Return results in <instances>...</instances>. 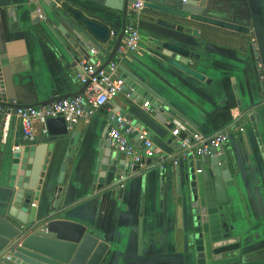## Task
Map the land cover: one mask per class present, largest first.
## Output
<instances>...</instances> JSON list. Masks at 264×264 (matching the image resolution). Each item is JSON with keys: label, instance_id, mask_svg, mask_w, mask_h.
Wrapping results in <instances>:
<instances>
[{"label": "crops", "instance_id": "crops-1", "mask_svg": "<svg viewBox=\"0 0 264 264\" xmlns=\"http://www.w3.org/2000/svg\"><path fill=\"white\" fill-rule=\"evenodd\" d=\"M54 1L53 10L42 8L48 17L36 23L28 0H0V52H5L0 56V83L6 86L8 100L38 106L53 98L80 95L81 64L100 63L104 67L113 54L118 37L111 35L104 43L95 38L84 40L75 31L72 15L66 19L63 14L68 10L65 6L69 7L119 33L124 26L123 14L106 8L104 0ZM207 1L212 11L207 16L209 21L195 26L198 35L189 28L182 32L173 28L162 34L160 26L147 19L149 13L145 10L137 20L142 36L140 50L125 57L120 68L133 71L186 115L196 132L205 136L230 134L231 139L223 148L235 185L228 189L227 214L234 235L241 238L239 261L231 264H264V0ZM151 40L169 41L189 50L190 63L152 57L147 52ZM93 49L98 52L95 56ZM76 60L80 63L74 66ZM119 74L123 75L121 69ZM1 92L0 86V98ZM145 102H150L149 108H144ZM124 106L142 123L139 133L150 137L152 131L153 137L169 140L173 130L180 128L184 135L180 124L165 129L155 123L158 113L152 99L143 97L132 102L127 94L120 93L70 131L76 136V145L71 146L67 140L57 148L44 180L52 192L42 210L53 204L62 187L59 213L63 218L93 228L109 243L101 264H200L187 244L189 211L184 205V192L180 194L177 188L179 171L200 158L171 165L164 171L147 158L143 166L138 165L136 173L119 185L117 193L97 190L94 169L105 131L122 130L108 114L116 111L119 115V108ZM252 115L255 120H251ZM236 126L245 131H237ZM3 128L0 117V153L4 149L7 154L16 150L17 140L25 148L46 141L45 136L39 135L34 144L25 143L14 117L3 143ZM131 141L141 147L140 140ZM70 149H74V154L66 164L60 185L61 169ZM7 182V168L2 166L0 215Z\"/></svg>", "mask_w": 264, "mask_h": 264}, {"label": "water", "instance_id": "water-1", "mask_svg": "<svg viewBox=\"0 0 264 264\" xmlns=\"http://www.w3.org/2000/svg\"><path fill=\"white\" fill-rule=\"evenodd\" d=\"M104 6L120 12L124 16L122 33L112 31L106 24L82 13L65 10L63 16L74 18L75 31L84 40L95 38L99 42H107L111 35L118 37L113 54L105 64L108 66L121 44L124 28L131 6L135 0H104ZM143 12L149 13L148 20L158 24L162 34H168L173 28L182 32L183 29L193 30L198 35L195 26L206 23L211 13L207 0H144ZM36 23L47 18V12L42 8H55L54 0H28ZM142 12V13H143ZM149 55L158 60L178 61L188 65L191 60L189 50L176 46L169 41L151 40ZM5 52L1 50L0 56ZM80 63L76 60L74 66ZM3 60L0 57V77ZM122 78L125 84L122 92L129 96L132 102H139L143 97L152 99L153 108L157 111L154 120L159 126L173 128L180 124L184 131L196 132L194 124L178 109L156 94L133 71L122 66ZM1 81V80H0ZM2 98L0 104L11 101L7 99L4 83H0ZM86 86L83 87V92ZM76 96V95H75ZM73 97V96H71ZM70 97H61L64 99ZM52 101V100H50ZM46 102L45 104L49 103ZM22 105V104H21ZM41 105V104H39ZM36 106V105H24ZM118 112L109 113L112 123L120 126L124 132L130 130V140H139V129L142 123L130 113L129 107L119 108ZM255 116H251V120ZM121 120V121H120ZM49 134L45 143L23 147L19 140L10 154L3 150L0 153L2 166L7 168L8 182L4 187L3 210L0 215V264H101L109 250V243L99 237L93 228L78 222L67 220L59 213V203L62 187L58 189L53 204L47 210H42L52 192V188L44 185L47 172L57 148L69 140L71 146L76 145V136L71 135L63 118L48 120ZM136 129V130H132ZM110 129L105 131L99 146L100 156L94 169V183L97 190L106 194H115L119 185L137 171L138 163L132 164L120 154L109 140ZM150 132L147 138L153 139L156 147L167 154H173L178 149L174 138L164 140ZM144 141H140L143 147ZM74 149H70L67 160L62 166L59 184H63L66 164L71 162ZM193 160V157H189ZM0 168V174L2 171ZM180 169H178L179 171ZM200 170V172H199ZM235 185L228 167V157L223 147L211 148L210 154L200 158L199 162H191L177 176V188L184 192V205L189 211L190 228L187 232V244L200 264H231L239 261L241 238L235 236L234 229L229 225L227 206L230 202L228 189Z\"/></svg>", "mask_w": 264, "mask_h": 264}, {"label": "built area", "instance_id": "built-area-1", "mask_svg": "<svg viewBox=\"0 0 264 264\" xmlns=\"http://www.w3.org/2000/svg\"><path fill=\"white\" fill-rule=\"evenodd\" d=\"M144 2V0H135V3L132 4L131 14L127 18L123 31L124 36L116 51L114 61L106 67L100 63L84 62L81 64L82 71L78 75V81L83 87L86 86L82 94L64 99L53 98L49 103L38 106H24L16 100L0 104V117L4 120L3 143L7 141L9 126L14 117L19 121L24 142L31 145L38 140L39 135L47 136L49 134L47 124L49 119L63 118L67 123L68 130L72 131L80 121L88 120L111 100L117 98L122 93L125 84L119 74L121 62L130 53L140 50L142 36L137 20L142 15ZM91 53L95 56L98 52L93 49ZM149 107L150 102H145L144 108ZM235 129L240 132L245 131V128L239 126H236ZM122 130L110 129L108 137L113 147L140 166L145 164L147 158H151L162 171L171 165L178 166L189 157L195 159L208 155L211 148L224 147L231 139L227 132L205 136L191 131L186 137H183L181 129L176 128L172 135L178 149L176 154L170 155L147 139L145 132L139 133V140L144 141L143 147L139 148L129 139L130 130L126 132Z\"/></svg>", "mask_w": 264, "mask_h": 264}]
</instances>
